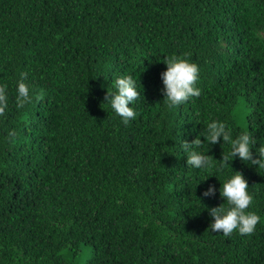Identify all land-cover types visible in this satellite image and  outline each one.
Returning <instances> with one entry per match:
<instances>
[{
  "label": "trees",
  "instance_id": "trees-1",
  "mask_svg": "<svg viewBox=\"0 0 264 264\" xmlns=\"http://www.w3.org/2000/svg\"><path fill=\"white\" fill-rule=\"evenodd\" d=\"M172 55L198 65L201 96L169 107ZM22 73L32 101L18 108ZM124 75L141 93L128 125L105 101ZM3 85L0 264H264V169L237 156L221 170L222 138L197 149L210 169L187 166L181 146L219 121L250 133L257 158L264 0H0ZM234 171L261 220L226 237L208 210Z\"/></svg>",
  "mask_w": 264,
  "mask_h": 264
},
{
  "label": "clouds",
  "instance_id": "clouds-1",
  "mask_svg": "<svg viewBox=\"0 0 264 264\" xmlns=\"http://www.w3.org/2000/svg\"><path fill=\"white\" fill-rule=\"evenodd\" d=\"M164 64L166 71L161 73L163 83L164 102L169 107L179 106L186 103L190 98L200 97L201 90L196 87L199 79V67L192 63L185 56L172 55L165 58ZM27 74L22 73L18 81L16 105L18 108H24L31 103L32 97L30 89L23 81ZM116 91H107L105 96L106 104H109L115 114L122 119V123L128 125L131 120L136 119V112L130 107L140 98L141 93L137 90L136 81L131 75H124L117 78L114 82ZM7 85L0 86V116H3L8 108V98L6 95ZM200 136L204 137L202 142ZM9 138H15L16 132L12 130L8 133ZM231 146L228 154L222 155L219 162L220 169L231 167L230 161L239 157L242 162L251 165H257L259 169H264V145H261L256 151L257 158H253V145L255 139L248 132H244L236 139L232 138V130L224 122L214 121L207 124L206 129L198 135L191 143L182 141V149L187 153V166L196 169H210L213 167L214 160L211 156L203 154L197 149L205 143L215 145L220 139ZM221 184L219 190L221 198L225 203L219 207L209 209V215L213 223L209 229L213 233H222L224 236H230L234 231L241 235H250L254 233L261 217L255 212L249 211L253 204V195L248 191L249 185L246 178L240 172ZM215 186L210 185L202 194L203 197H213L216 194Z\"/></svg>",
  "mask_w": 264,
  "mask_h": 264
}]
</instances>
